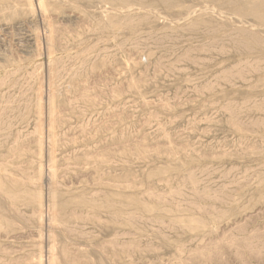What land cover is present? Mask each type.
<instances>
[{"label":"rangeland","instance_id":"374dc122","mask_svg":"<svg viewBox=\"0 0 264 264\" xmlns=\"http://www.w3.org/2000/svg\"><path fill=\"white\" fill-rule=\"evenodd\" d=\"M0 103V264H264V0H0Z\"/></svg>","mask_w":264,"mask_h":264},{"label":"bare ground","instance_id":"6f19581e","mask_svg":"<svg viewBox=\"0 0 264 264\" xmlns=\"http://www.w3.org/2000/svg\"><path fill=\"white\" fill-rule=\"evenodd\" d=\"M48 17V16H47ZM50 17V16H49ZM44 18V17H43ZM43 18H42V20H43ZM50 19V18H49ZM24 21V20H23ZM41 22V21H40ZM44 22V21H43ZM48 22V21H47ZM54 23V22H53ZM122 23V22H121ZM45 25H47V24H45ZM49 29V28H48ZM55 29V28H54ZM247 29V28H246ZM45 30V29H44ZM250 31H251V29H250ZM54 35V34H53ZM254 35H256V34H254ZM51 37V36H50ZM257 40V39H256ZM259 41V40H258ZM235 42V41H234ZM233 43V42H232ZM245 48V47H244ZM246 50V49H245ZM252 51V50H251ZM48 54V53H47ZM260 57V56H259ZM263 63V62H262ZM263 69V68H262ZM52 71V70H51ZM260 71V70H259ZM13 74V73H12ZM56 74V73H55ZM52 75V74H51ZM18 80V79H17ZM16 80V81H17ZM15 81V82H16ZM1 85H3V83L1 84ZM14 86V85H13ZM48 90V89H47ZM50 93V92H49ZM44 100V99H43ZM68 100V99H67ZM262 100V99H261ZM48 102V101H47ZM1 104V103H0ZM50 106V105H49ZM17 108V107H16ZM49 108H51V106L49 107ZM3 111V110H2ZM2 115V114H1ZM0 115V117H2ZM45 118V117H44ZM2 126V125H1ZM3 128V127H2ZM8 128V127H7ZM2 139V138H1ZM16 139V138H15ZM16 141V140H15ZM47 141H49V140H47ZM2 143V142H1ZM3 146V145H2ZM1 147V146H0ZM89 149V148H88ZM17 151V150H16ZM104 151V150H103ZM13 154V153H12ZM0 163H2V161L0 162ZM3 164V163H2ZM1 164V165H2ZM5 164V163H4ZM73 167V166H72ZM67 172V171H66ZM5 176V175H4ZM44 177V176H43ZM2 178V177H1ZM190 178V177H189ZM55 179V178H54ZM2 183H3V181H2ZM51 180L50 179H46V184L48 185V186H50L51 185ZM197 184V183H196ZM45 186V185H44ZM57 187V186H56ZM59 187V186H58ZM2 188H4V187H2ZM47 188V187H46ZM55 189V188H54ZM151 194V193H150ZM93 195H95V194H93ZM92 195V196H93ZM143 195V194H142ZM147 195V194H146ZM153 196V195H152ZM97 197V196H96ZM147 197V196H146ZM148 199V198H147ZM159 203V202H158ZM178 204V203H177ZM188 205V204H187ZM189 207H190V205H189ZM197 208V207H196ZM196 208H194V209H196ZM184 209V208H183ZM48 212V211H47ZM190 212V211H189ZM215 212V211H214ZM213 212V213H214ZM42 213V212H41ZM53 214V213H52ZM108 216V215H107ZM81 217V216H80ZM21 218H23V217H21ZM133 218V217H132ZM24 219V218H23ZM138 220V219H137ZM151 220V219H150ZM149 220V221H150ZM102 221V220H101ZM145 221V220H144ZM148 221V222H149ZM133 222V221H132ZM150 224V223H149ZM53 226V225H52ZM74 227V226H73ZM167 227V226H166ZM53 228V227H52ZM57 228V227H56ZM230 228V227H229ZM238 228V227H237ZM64 230V229H63ZM72 231V230H71ZM222 231V230H221ZM231 231V230H230ZM234 231V230H233ZM51 232V231H50ZM77 232V231H76ZM75 232V233H76ZM54 233V232H53ZM222 233V232H221ZM253 233V232H252ZM259 233V232H258ZM60 234V233H59ZM70 234V233H69ZM78 235V234H77ZM249 235V234H248ZM70 236V235H69ZM79 236V235H78ZM225 236H226V234H225ZM72 237V236H71ZM87 237V236H86ZM125 237V236H124ZM128 237V236H127ZM134 237V236H133ZM230 237V236H229ZM81 238V237H80ZM225 238V237H224ZM235 238H236V236H235ZM166 239V238H165ZM250 239H251V237H250ZM237 240V239H236ZM249 240V239H248ZM67 241V240H66ZM218 242V241H217ZM211 243V242H210ZM223 243V242H222ZM229 243V242H228ZM260 243V242H259ZM114 244V243H113ZM213 244V243H212ZM247 244V243H246ZM78 245V244H77ZM124 246V245H123ZM231 246V245H230ZM122 247V246H121ZM136 247V246H135ZM148 247V246H147ZM210 247V246H209ZM245 247V246H244ZM237 249V248H236ZM143 250V249H142ZM202 250V249H201ZM212 250V249H211ZM217 250H219V249H217ZM257 250V249H256ZM207 251V250H206ZM239 251V250H238ZM201 252V251H200ZM179 254V253H178ZM205 254V253H204ZM217 254V253H216ZM240 254V253H239ZM252 254V253H251ZM219 255V254H218ZM255 255V254H254ZM215 256V255H214ZM41 262V261H40ZM39 262V263H40ZM16 263V262H15Z\"/></svg>","mask_w":264,"mask_h":264}]
</instances>
